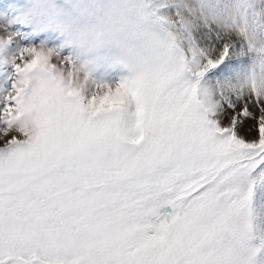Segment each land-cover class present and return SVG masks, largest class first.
Listing matches in <instances>:
<instances>
[{
  "label": "snow or ice",
  "instance_id": "1",
  "mask_svg": "<svg viewBox=\"0 0 264 264\" xmlns=\"http://www.w3.org/2000/svg\"><path fill=\"white\" fill-rule=\"evenodd\" d=\"M0 264H264V0H0Z\"/></svg>",
  "mask_w": 264,
  "mask_h": 264
}]
</instances>
